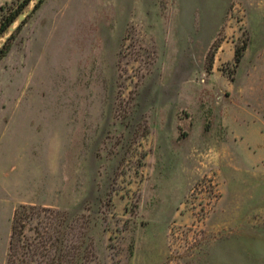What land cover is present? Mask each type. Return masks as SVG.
Returning a JSON list of instances; mask_svg holds the SVG:
<instances>
[{"label": "rangeland", "instance_id": "1", "mask_svg": "<svg viewBox=\"0 0 264 264\" xmlns=\"http://www.w3.org/2000/svg\"><path fill=\"white\" fill-rule=\"evenodd\" d=\"M22 204L86 217L91 264H264V0H42L0 60V264Z\"/></svg>", "mask_w": 264, "mask_h": 264}, {"label": "trees", "instance_id": "2", "mask_svg": "<svg viewBox=\"0 0 264 264\" xmlns=\"http://www.w3.org/2000/svg\"><path fill=\"white\" fill-rule=\"evenodd\" d=\"M31 1L11 0L0 6V38ZM41 3L42 0L35 10ZM17 30L0 49V60L7 53ZM242 56V49H237L236 64ZM89 223L83 215L70 211L19 205L11 219L6 264H91L95 253Z\"/></svg>", "mask_w": 264, "mask_h": 264}, {"label": "water", "instance_id": "3", "mask_svg": "<svg viewBox=\"0 0 264 264\" xmlns=\"http://www.w3.org/2000/svg\"><path fill=\"white\" fill-rule=\"evenodd\" d=\"M34 4L33 6L30 8L29 11L27 12H22L18 15V17L16 18V20L11 23L7 29V35L6 36H2L0 39L2 40V44H0V48L2 47V45H4V43L11 37V35L16 31L17 28H19L23 22L26 20V18L29 16V14L35 9V6L41 2V0H33Z\"/></svg>", "mask_w": 264, "mask_h": 264}]
</instances>
